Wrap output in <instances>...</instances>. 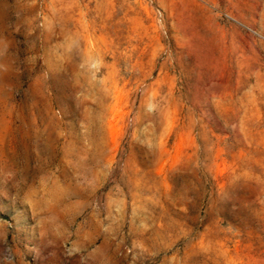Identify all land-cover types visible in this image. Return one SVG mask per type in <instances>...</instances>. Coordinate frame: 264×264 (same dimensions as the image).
Returning a JSON list of instances; mask_svg holds the SVG:
<instances>
[{"label": "rangeland", "instance_id": "rangeland-1", "mask_svg": "<svg viewBox=\"0 0 264 264\" xmlns=\"http://www.w3.org/2000/svg\"><path fill=\"white\" fill-rule=\"evenodd\" d=\"M0 264H264V0H0Z\"/></svg>", "mask_w": 264, "mask_h": 264}]
</instances>
